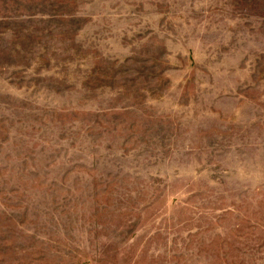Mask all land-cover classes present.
<instances>
[{
  "label": "rangeland",
  "instance_id": "374dc122",
  "mask_svg": "<svg viewBox=\"0 0 264 264\" xmlns=\"http://www.w3.org/2000/svg\"><path fill=\"white\" fill-rule=\"evenodd\" d=\"M0 264H264V0H0Z\"/></svg>",
  "mask_w": 264,
  "mask_h": 264
}]
</instances>
